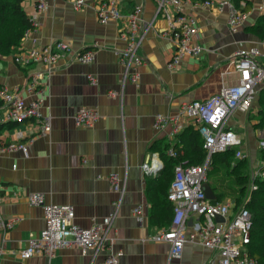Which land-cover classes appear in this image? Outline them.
<instances>
[{
    "label": "crops",
    "instance_id": "0c3cea01",
    "mask_svg": "<svg viewBox=\"0 0 264 264\" xmlns=\"http://www.w3.org/2000/svg\"><path fill=\"white\" fill-rule=\"evenodd\" d=\"M117 1L123 14L140 9L142 27L136 53L142 65L137 68L138 88L122 83L118 63L117 52L125 46L119 33L125 22L100 24L96 0L89 1L82 10H74L64 0H46L47 8L38 16L39 26L20 42L25 49L61 41L75 53L92 51V63L60 60L48 75L43 74L40 64L30 69L16 65V51L0 58V87L21 89L31 73H42V93L21 94L27 102L43 98L41 112L49 117L51 126L48 134L39 135L33 122L8 124L3 120L5 107L0 98V144L27 143V157L20 151L0 154V215L5 219L20 218L11 229L0 232V264H101L104 258L103 254L83 256L73 246L58 250L50 259L42 255L22 259L19 250L26 246L28 237L45 226L42 209L27 202L32 192L42 194L48 204L71 205L75 223L83 228L114 214L108 236L112 251L122 253L120 264H207L213 255L199 243H186L181 257L170 259L169 245L152 240L163 227L150 220L149 176L144 175L141 165L151 154H157L162 161L161 153L175 144L184 148L181 141L186 132L180 140H170V126L163 130L152 127L156 115L176 116L183 104L204 100L224 86L237 84L233 54L238 48L256 47L261 52L258 61H264L260 43L264 39L252 29L264 15L263 0H250L246 24L234 33L228 29L225 8L220 11L215 5H195L190 0L183 13L196 19L198 42L207 51L198 58L185 57L174 70H168L166 64L175 44L159 35L168 28V19L156 14V0ZM166 8L174 13L173 6ZM23 9L31 16L35 12L33 0H23ZM89 77L95 78V85ZM110 91L119 95L109 97ZM255 91L251 109L243 114V124L237 125L246 131L247 138H241V142L250 166L261 162L255 154L257 141H264V130H255L252 124L256 122L247 118L260 108L264 82ZM80 108L98 113L93 127L73 124L72 116ZM181 121L188 123L186 118ZM111 174L121 179L119 191L113 190L108 181ZM225 201L232 200L221 202ZM136 206L143 207L141 221L132 213ZM168 215L172 217V212Z\"/></svg>",
    "mask_w": 264,
    "mask_h": 264
},
{
    "label": "built area",
    "instance_id": "2783aa9c",
    "mask_svg": "<svg viewBox=\"0 0 264 264\" xmlns=\"http://www.w3.org/2000/svg\"><path fill=\"white\" fill-rule=\"evenodd\" d=\"M89 1L93 0H65L74 10H82ZM35 12L28 17L32 28L23 33L21 42L39 26V15L47 6L46 0H33ZM95 7L97 21L107 24L123 20L124 27L119 33V39L124 42L123 49L117 52L118 63L122 68V83H130L139 87V73L137 68L142 65V59L137 55L140 44L138 37L142 27L139 17L140 9L134 8L131 12L123 14L117 0H96ZM157 11L168 19V28L160 32L161 37L170 38L175 44L171 59L167 62L168 70L176 69L185 57L198 58L207 50L198 42L197 21L193 16L183 13V7L190 0H156ZM195 5L216 6L218 10H227V26L231 33L236 32L246 24L247 12L243 11V3L236 6L232 0H205L195 1ZM166 5L174 7V13L167 11ZM264 13V0L262 3ZM264 48V40L261 42ZM21 44V43H20ZM260 49L238 48L234 54L235 70L238 82L235 85L224 86L216 93L204 100H193L183 104L176 116L156 115L152 127L163 130L171 127L170 140H176L185 127L192 126L201 140V148L205 157L201 164L186 165L178 163L173 169V177L168 186L166 199L172 206V217L167 228H162L152 236L155 242L169 245V258L181 257L186 243H199L211 251L213 255L207 264H258L247 252L250 243V230L252 227L250 213L242 205L233 211V201L211 202L205 198L203 185L207 183V171L213 155L225 153L228 150L235 152V159L242 160L248 155L242 150V140L234 132L227 121L235 112L247 114L256 97V87L264 82V61H258ZM92 51L75 53L65 43L58 41L44 47L23 48L21 45L14 53L13 62L25 69L35 65L43 66L44 73L50 75L60 60L68 63L90 64L94 61ZM42 73H31L28 81L21 89L8 90L0 88V98L5 107V121L14 123L33 122L39 135L50 132V119L41 112L42 97H35L26 101L21 94L24 91L35 95L42 93L40 82ZM95 85V78H88ZM109 97L119 95L110 91ZM98 113L90 108H80L73 116L72 121L76 127L91 128L97 122ZM186 118L188 123L181 121ZM20 151L27 157V143L11 142L0 144V154ZM168 158H175L176 153L170 147L165 151ZM250 166L248 186L245 199L248 200L252 191L256 190V181L264 178L261 167ZM12 168H15L13 165ZM162 169V161L157 154H151L141 165L146 176H156ZM113 190L121 189V179L117 174L108 176ZM2 196L0 194V202ZM27 202L42 209L45 226L37 234H31L26 246L19 250L22 259L34 255L52 258L55 253L64 248L77 247L80 253L92 256L103 254L101 264H120V251H112V240L108 236L114 214L94 221L88 228L77 225L74 221V210L71 205L48 204L40 193H29ZM132 213L138 221L142 220L143 207L136 206ZM219 216L223 220L216 221ZM191 220V225L187 223ZM20 218L5 219L0 215V232L11 229Z\"/></svg>",
    "mask_w": 264,
    "mask_h": 264
},
{
    "label": "trees",
    "instance_id": "16d2710c",
    "mask_svg": "<svg viewBox=\"0 0 264 264\" xmlns=\"http://www.w3.org/2000/svg\"><path fill=\"white\" fill-rule=\"evenodd\" d=\"M192 1L203 2L205 0ZM232 2L236 6H240L243 3L242 10L246 12L251 5L250 0H232ZM30 28L32 27L23 9V0H0V58L10 55L13 51H17L23 33ZM252 29L260 39H264V15L259 17ZM259 96L261 95L259 94ZM260 99V108L253 116H264V95ZM262 125L260 123L256 126ZM184 132H186L185 140H183V143L181 141V144H184V148L179 147L180 143L171 147L176 153L175 158L166 157L165 151L167 150L162 152L163 165L160 174L149 176L147 180L148 201L151 205L150 220L163 228H166L171 220L168 213L172 211V206L167 201L166 194L173 177L175 165L178 163L198 165L202 163L205 157L197 130H194L192 126L185 127L177 135V138L183 135ZM260 160L264 162V148L261 150ZM242 163L243 160L235 159V152L233 150L213 155L210 168L207 171V184L210 186L215 197L211 202H221L226 198H230L235 204L233 211H236L238 207L243 205L250 213L252 227L247 252L258 264H264V178L256 181V190L252 191L249 199L246 200L249 174L246 166H239ZM240 169L243 170L239 172V175H236V171H240ZM261 170L264 171V166L261 167ZM158 176H161V178ZM231 181H233V184L225 185V183ZM228 192L232 194L230 195L232 197L228 196Z\"/></svg>",
    "mask_w": 264,
    "mask_h": 264
},
{
    "label": "rangeland",
    "instance_id": "374dc122",
    "mask_svg": "<svg viewBox=\"0 0 264 264\" xmlns=\"http://www.w3.org/2000/svg\"><path fill=\"white\" fill-rule=\"evenodd\" d=\"M65 1V0H64ZM4 87V86H3ZM1 88V87H0ZM5 88H7V87H5ZM8 89V88H7ZM9 90V89H8ZM251 114H249V116H250ZM248 119V121H250V120H254L256 123H254V124H252V126H253V128L256 130V129H258V130H264V116H253V115H251L250 117H248L247 118ZM3 120L5 121V115H4V118H3ZM5 122H7V121H5ZM235 122H237V124H235ZM239 122H241V124H243V122H244V115L243 114H241V113H238V112H235V113H233L232 115H231V117L228 119V121H227V126H233V128H234V131L237 133V135L240 137V138H247V136L245 135V129H244V127H242V128H238L237 127V125H238V123ZM8 123V122H7ZM260 123H262L263 125L262 126H259V127H257L256 125L257 124H260ZM247 128V127H246ZM261 130V131H262ZM257 143H259L258 144V148H257V150H256V158L258 159V160H260V156H261V150H263V148H264V141H261V142H259V141H257ZM246 154H247V151H246ZM243 160V163L242 164H240L239 166H246V169H247V172H248V174L250 173V164H249V160H248V158H244V159H242ZM243 169H240V171H236V175H239V172H241ZM227 184H233V181H231V182H228V183H225V185H227ZM230 195H232L230 192H228V196H230ZM245 196V195H244ZM230 197H232V196H230Z\"/></svg>",
    "mask_w": 264,
    "mask_h": 264
},
{
    "label": "water",
    "instance_id": "95a60500",
    "mask_svg": "<svg viewBox=\"0 0 264 264\" xmlns=\"http://www.w3.org/2000/svg\"><path fill=\"white\" fill-rule=\"evenodd\" d=\"M202 189H203V192H204V195H205L206 199H208L210 201L215 199V197H214V195H213V193L211 191V188H210V186L207 183H205L203 185ZM215 220L216 221H222L223 219L221 217H219V216H216ZM187 224L191 225V220H189Z\"/></svg>",
    "mask_w": 264,
    "mask_h": 264
}]
</instances>
